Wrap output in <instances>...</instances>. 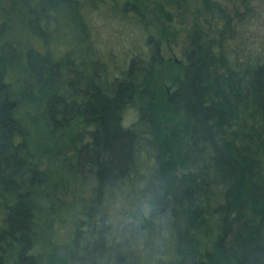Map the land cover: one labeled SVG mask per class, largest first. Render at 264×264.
Masks as SVG:
<instances>
[{
	"label": "trees",
	"instance_id": "16d2710c",
	"mask_svg": "<svg viewBox=\"0 0 264 264\" xmlns=\"http://www.w3.org/2000/svg\"><path fill=\"white\" fill-rule=\"evenodd\" d=\"M23 1L41 24L0 44V264H264V44L230 57L232 17L204 0L223 10L219 39L195 20L184 62L165 59L167 6L186 0H124L143 44L116 71L92 42L45 39L59 12L88 37L93 0Z\"/></svg>",
	"mask_w": 264,
	"mask_h": 264
},
{
	"label": "rangeland",
	"instance_id": "374dc122",
	"mask_svg": "<svg viewBox=\"0 0 264 264\" xmlns=\"http://www.w3.org/2000/svg\"><path fill=\"white\" fill-rule=\"evenodd\" d=\"M210 1L218 2L219 7H223L228 15L232 17V28L228 30V33L226 32L229 37L223 41L224 48L227 49L230 57H235L236 54H240L241 52H250L252 54L257 52L264 44V2L262 0ZM123 2L124 0H93L90 6L85 7V18L90 25V35L88 37H86L85 31L78 26L77 19L69 21L65 18V14L59 12L57 20H53L49 27L51 33H48L45 39L52 45V49L58 52L76 44L83 46L92 42L93 45L95 44L94 49L96 52H103L105 54L100 53L102 54L101 58L104 59L106 57V60L112 61L114 59L113 62L117 63L118 66V70L116 71H119L126 62L124 50L130 49L127 51V54H130L132 47L135 48L143 44V41L139 39V33L141 34L143 30L129 20L132 14L127 13L126 16H121ZM10 4L11 12L8 13L3 9L10 7ZM28 6H30L31 11L29 15ZM167 7L172 12L174 20L171 32L172 34L176 33V35L175 38H172V34H169L170 38L168 37V40L164 38L160 43L161 54L165 59L170 58L180 63L184 62L182 48L186 41V35L195 20L209 36L219 37L223 26V10L222 12L219 11L212 4H206L204 0H186L179 8H174L172 5ZM0 8H2L0 10V24L3 23L4 18L7 19V23L9 24V26L6 25L5 30L0 34V44L5 40H11L14 43H18L20 40L22 43L28 42L29 36L26 30L18 25V21L20 22L21 20L23 23L32 24L33 28H36L37 24L40 25L41 23L32 20L36 14L40 13V4L33 6L23 0H0ZM114 9H116V12ZM238 14H241V19L238 17ZM28 16L30 18L26 19ZM151 32L154 35H159L153 27H151ZM91 57H94V54ZM40 61L42 60H38V62ZM165 71H167L166 68L162 72L165 73ZM164 86L168 90H171L175 85L171 82V79L167 78L164 80ZM134 116L135 111L130 109L124 118L125 122H132ZM141 161H149V157L144 152L141 154ZM84 181L86 180H83L81 177L77 179L79 183H83ZM130 202H133V200L131 199ZM78 205L74 204L70 220L67 225H62L60 230L57 231V238H61L63 233L74 227L72 222L77 215L76 212L73 213V210H77ZM110 207L112 208L111 213L114 220L130 218V214H132L134 208L130 203L124 205L121 201H113ZM3 214L4 209L0 205V225ZM78 216L82 215L79 214Z\"/></svg>",
	"mask_w": 264,
	"mask_h": 264
}]
</instances>
